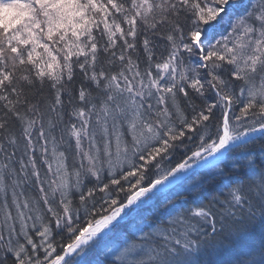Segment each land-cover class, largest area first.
Masks as SVG:
<instances>
[{"label": "snow or ice", "instance_id": "1", "mask_svg": "<svg viewBox=\"0 0 264 264\" xmlns=\"http://www.w3.org/2000/svg\"><path fill=\"white\" fill-rule=\"evenodd\" d=\"M121 233L104 264H264V0H0V264Z\"/></svg>", "mask_w": 264, "mask_h": 264}, {"label": "trees", "instance_id": "2", "mask_svg": "<svg viewBox=\"0 0 264 264\" xmlns=\"http://www.w3.org/2000/svg\"><path fill=\"white\" fill-rule=\"evenodd\" d=\"M79 79V77H78ZM215 168H209L208 170L195 172L190 175V178L184 182L183 186L171 187L166 193L167 196L175 198L177 195H192V186L196 184H203V180L207 179L210 174H215ZM106 182V181H105ZM163 199V196L161 197ZM177 203H183V200H178ZM147 214V213H146ZM145 222L140 218L136 217L129 220L126 225V230L129 234H138V229L144 228ZM124 239V234L121 233L119 236H114L109 240L105 241V244L101 246V249L89 258L90 264H104L106 259V253L108 249L118 247ZM245 251L242 245H237L235 249H229L223 258H235L239 253Z\"/></svg>", "mask_w": 264, "mask_h": 264}, {"label": "bare ground", "instance_id": "3", "mask_svg": "<svg viewBox=\"0 0 264 264\" xmlns=\"http://www.w3.org/2000/svg\"><path fill=\"white\" fill-rule=\"evenodd\" d=\"M209 168H205V169H201L200 171H204V170H208ZM196 171H194V173H195ZM175 185H173V186H171V187H174ZM170 187V188H171Z\"/></svg>", "mask_w": 264, "mask_h": 264}, {"label": "water", "instance_id": "4", "mask_svg": "<svg viewBox=\"0 0 264 264\" xmlns=\"http://www.w3.org/2000/svg\"><path fill=\"white\" fill-rule=\"evenodd\" d=\"M193 171H195V170H193Z\"/></svg>", "mask_w": 264, "mask_h": 264}]
</instances>
